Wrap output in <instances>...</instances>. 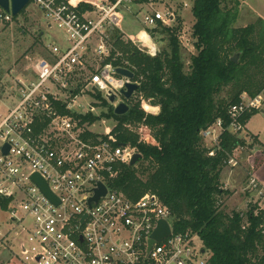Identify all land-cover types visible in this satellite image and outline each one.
I'll list each match as a JSON object with an SVG mask.
<instances>
[{"label":"built area","instance_id":"1","mask_svg":"<svg viewBox=\"0 0 264 264\" xmlns=\"http://www.w3.org/2000/svg\"><path fill=\"white\" fill-rule=\"evenodd\" d=\"M133 1H30L43 14L47 28L61 35L47 46L48 53L37 59L33 71L14 79L1 94L13 103L0 118V208L9 213L10 222L7 232L0 231V249L7 250L16 264L209 262L210 252L200 238L191 231H175L173 215L156 195L147 192L133 200L115 187L121 166L129 165L138 154L136 149L116 144L112 130L99 135L89 130L93 123L82 121L87 115L94 116L92 106L106 113L102 102L113 108L124 101L120 91L127 82L136 83L115 72L116 68L128 69L124 66L128 63L111 39L121 21L119 10ZM11 20L0 8V22ZM174 21L171 9H152L143 17L146 29L155 28L158 22L171 26ZM128 41L144 53L138 45H145L138 38ZM146 53L153 57L156 50ZM118 59L120 64L115 67ZM111 94L114 104L108 101ZM83 98L89 99L87 106ZM139 100L145 113L158 115V107ZM263 104L264 89L253 98L244 94L228 108L227 127L216 120L204 129L200 135L210 143L209 156L224 131L242 130L241 117ZM236 164L233 158L226 163ZM35 175L53 199L33 180ZM99 185L104 195L90 201ZM248 186L255 188L257 181L251 177ZM161 221L168 225L169 234L149 247ZM12 235L19 256L9 249Z\"/></svg>","mask_w":264,"mask_h":264},{"label":"trees","instance_id":"2","mask_svg":"<svg viewBox=\"0 0 264 264\" xmlns=\"http://www.w3.org/2000/svg\"><path fill=\"white\" fill-rule=\"evenodd\" d=\"M239 2L193 0L191 36L196 54L190 57L188 72L181 61L177 16L174 25L158 22L146 29L151 39L166 36L167 51L153 57L125 44L113 30V46L138 84L136 97L158 107L159 113H145L136 101L128 102V111L116 116L102 102L106 113L82 118L89 124L101 118L117 122L110 132L114 142L135 148L142 159L135 166H121L115 187L133 200L147 192L156 195L173 215L175 231H191L200 238L210 252L208 264H264L263 213L227 214L221 208L229 196L221 172L233 149L243 142L224 131L209 156L200 135L216 120L227 127L228 108L244 94L253 98L264 89V20L235 28ZM235 54L238 61L232 63ZM119 64V59L113 63ZM256 112L244 114L240 123L245 125ZM136 128L151 138L143 136V140ZM142 164L146 166L139 173L136 166Z\"/></svg>","mask_w":264,"mask_h":264},{"label":"rangeland","instance_id":"3","mask_svg":"<svg viewBox=\"0 0 264 264\" xmlns=\"http://www.w3.org/2000/svg\"><path fill=\"white\" fill-rule=\"evenodd\" d=\"M83 1L94 3L96 0ZM239 1L237 19L233 25L235 28L253 24L258 18L264 20V0ZM192 4L193 0H137L133 4H127L128 7L121 10L124 11L122 13L123 20L120 21L122 31L125 37L133 39L138 31L146 29L143 24L146 8H142L138 12L134 6H149L158 11H163L164 6L170 7L178 19L177 23L174 24L180 26L177 37L180 43L181 61L184 71L188 72L190 57L196 54L193 47L194 40L191 36L194 23L191 13ZM124 6L126 5L124 4ZM228 6L235 9L232 2H228ZM147 29L149 30V28ZM60 35L61 33L55 28H47L43 14L32 3H29L16 17H12L10 22H0V118L7 113V106L13 103L11 100L5 101V98L1 95L8 90L6 86L12 84L14 79L20 78V75L33 71L38 56L48 53L47 46L58 39ZM122 40L125 44L130 43L125 38ZM146 40H149V38L144 37L141 42L145 43ZM152 43L157 54L163 50L167 51L166 36L164 34H158L155 39H152ZM138 47L145 54L148 50L150 51L148 46L143 47L139 44ZM81 101L87 106L89 99L83 98ZM136 101L140 103L141 107L142 104L136 95L128 102L133 104ZM128 102H126L127 105ZM146 109L149 110V108ZM104 111L105 109L92 106L94 116H99ZM251 119L248 129L245 127L247 122L245 125L243 124L242 130L233 133L243 144L233 149L229 157L233 158L237 164L233 167L225 165L222 169V186L223 189L229 192V196L225 198L224 205L221 208H224L227 214L236 211L243 215L253 211L257 215L261 212L263 213L262 226H264V104ZM116 123L113 119H100L90 125L89 130L104 135L110 132ZM133 130L139 131L137 128ZM142 136L146 139L151 138V134L148 132H145V135L142 133ZM203 145L207 149L210 147L208 140L203 141ZM145 166L146 164H142V166L139 165L136 168L140 173V170ZM251 177L257 181L255 188L248 186ZM8 214L0 208V231L7 232L10 227ZM11 240L9 249L14 255L19 256L16 236L12 235ZM0 262L16 264L10 258L8 251L2 248L0 249Z\"/></svg>","mask_w":264,"mask_h":264},{"label":"water","instance_id":"4","mask_svg":"<svg viewBox=\"0 0 264 264\" xmlns=\"http://www.w3.org/2000/svg\"><path fill=\"white\" fill-rule=\"evenodd\" d=\"M31 0H0V8L5 12L10 14L12 17H16L29 3ZM157 55V52L156 54ZM238 54H235L231 58L232 63H237L238 61ZM115 72L119 76H123L124 78L132 81L134 79V74L125 68H116ZM138 88V84L133 82H127L124 86V90L120 91L121 96L123 97L124 101L118 102L116 106L113 107V112L116 116H122L128 111V105L126 102L131 100V98L134 96L135 91ZM108 101L110 104H114L115 102V95L111 94L108 97ZM7 147L3 149V152H7ZM142 159V156L140 154H135L133 158L131 159L129 166H135L138 164ZM33 180L43 189V191L51 198L52 196L47 190L46 185L43 183L41 179H39L36 175L33 176ZM105 189L102 185H99V189L95 191V196L90 201H97V199L104 195ZM169 234V228L168 225L161 221L158 224L157 229L154 231V233L151 236V240L149 242V247L154 243V241H160L164 237H166Z\"/></svg>","mask_w":264,"mask_h":264},{"label":"crops","instance_id":"5","mask_svg":"<svg viewBox=\"0 0 264 264\" xmlns=\"http://www.w3.org/2000/svg\"><path fill=\"white\" fill-rule=\"evenodd\" d=\"M80 1H82V2H86V1H83V0H80ZM137 0H134L131 4H133L134 2H136ZM126 5V4H125ZM127 6V5H126ZM136 9H137V11L139 12V11H141L142 10V8H146V12H150L151 11V9L152 8H150L149 6H142V5H139V6H134ZM139 7H141V8H139ZM166 9H171L170 7H166V6H164V9H163V11L164 10H166ZM122 10V9H121ZM121 10H119V12H120V15H121V21L123 20V12L121 11ZM156 11H158V10H156ZM137 12V13H138ZM146 12H145V14H146ZM160 12H162V11H160ZM144 14V15H145ZM175 18H176V16H175ZM119 29V30H118ZM118 29H114V30H117L118 32H119V34L122 36V39H127V40H129V39H132V38H127V37H125V35H124V32L122 31V28H121V22H120V24H119V28ZM145 33L148 37H149V39H150V41H152V39L150 38V36L146 33V29H143V30H140V31H138L137 32V34H136V36H135V38H138V36H139V34L140 33ZM142 36V35H141ZM140 36V37H141ZM139 37V38H140ZM135 38H133V39H135ZM38 57H40V56H38ZM39 59V58H38ZM252 119H250L249 121H248V123L246 124V126L245 127H247V129H248V124H249V122L251 121Z\"/></svg>","mask_w":264,"mask_h":264},{"label":"bare ground","instance_id":"6","mask_svg":"<svg viewBox=\"0 0 264 264\" xmlns=\"http://www.w3.org/2000/svg\"><path fill=\"white\" fill-rule=\"evenodd\" d=\"M140 34H142V36L140 37V38H138L140 41H142V39L145 37H147V38H149L145 33H140ZM139 34V35H140ZM139 37V36H138ZM143 43V42H142ZM145 46H148L151 50H153L154 49V45H153V43H152V41H150V39L149 40H146L145 41V43H143Z\"/></svg>","mask_w":264,"mask_h":264}]
</instances>
